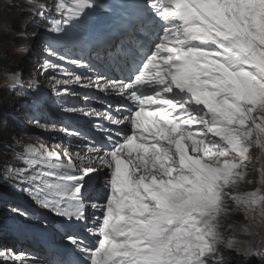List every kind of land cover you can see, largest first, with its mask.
Returning a JSON list of instances; mask_svg holds the SVG:
<instances>
[{
	"label": "snow or ice",
	"instance_id": "snow-or-ice-1",
	"mask_svg": "<svg viewBox=\"0 0 264 264\" xmlns=\"http://www.w3.org/2000/svg\"><path fill=\"white\" fill-rule=\"evenodd\" d=\"M102 9L98 0H45L29 13L47 26L49 57L64 60L58 49L72 45L123 65L115 79L41 65L68 77L50 78L57 96L78 85L122 101L104 112L64 108L102 117L99 138L62 128L78 142L24 145L10 173L66 227L84 230L64 232L75 259L61 264H225L226 251L264 262V0H143L107 17Z\"/></svg>",
	"mask_w": 264,
	"mask_h": 264
},
{
	"label": "rangeland",
	"instance_id": "rangeland-1",
	"mask_svg": "<svg viewBox=\"0 0 264 264\" xmlns=\"http://www.w3.org/2000/svg\"><path fill=\"white\" fill-rule=\"evenodd\" d=\"M36 0H0V60L7 61L8 63H12L16 65L18 73L22 76H26L28 74L34 73L37 80L39 81V77L42 76V73L38 72L41 69H38V62L36 61L37 49H35V40H32V32L33 30H26L21 33L14 32L11 29L14 22H19V18L24 19L23 14L27 13V8L33 6ZM28 19L23 20L24 26L28 27L29 24L33 21L31 15H27ZM34 24V21L32 22ZM33 49L36 51L33 52ZM40 52V49H38ZM19 66V67H17ZM7 74L5 71H0V132L2 133V139L0 140V182H5L6 180H10L12 182L11 190H7V195L11 197H22V200L27 201L29 200L26 193L20 191L13 183L11 171L14 169V160H16L17 156L22 152L23 147L20 151H16L15 149L8 146V141H15L16 143L27 145V144H34L39 145V141L36 140V132L40 130L36 125L33 123L27 122L23 119V131H27V134L23 135L19 130L14 131L15 136L10 137L9 123L3 122L4 116L6 115V110H13L14 109V100L11 94L7 93V89L5 88V78ZM49 80V78H48ZM47 80V81H48ZM15 96V95H14ZM5 101V99H7ZM16 117H19L18 114L14 113ZM8 136V137H7ZM9 138V139H7ZM13 144V143H12ZM17 145V144H14ZM9 150L10 153L6 152ZM258 178V173H257ZM245 190H250V186H243ZM2 190L0 189V192ZM6 210V209H4ZM7 212V213H6ZM3 215L0 214V217H5L8 220H18L17 214L11 210L6 211ZM229 222L241 223L242 217L233 215L229 218ZM240 238L247 239L242 234ZM230 255L235 257L234 253ZM259 261L261 259L258 257ZM231 264H242L238 261H234ZM264 264V262H263Z\"/></svg>",
	"mask_w": 264,
	"mask_h": 264
},
{
	"label": "trees",
	"instance_id": "trees-1",
	"mask_svg": "<svg viewBox=\"0 0 264 264\" xmlns=\"http://www.w3.org/2000/svg\"><path fill=\"white\" fill-rule=\"evenodd\" d=\"M19 22H20V24L17 23V22H14V24H12L13 27L11 29H13L14 32H20L21 30H23V28H22V19L21 18H19ZM17 67H19V66H17ZM14 69H17L16 65H13L12 63H8L7 61H1L0 60V71L13 73ZM7 100H8V98L5 99V101H7ZM9 128L13 129V130H10V131H12L10 133L11 134L10 137H12V136L14 137L16 135L15 132H14L15 131L14 128L13 127H9ZM2 139H5V138H2V133L0 132V140H2ZM7 139H9V138H7ZM226 253H228V254L225 255L226 256L225 258L227 260L225 262V264H231V261H232V263H234V261H238L239 260L238 258H234V256L230 255L231 253H229V252H226ZM243 264H263V262L257 260L256 258L249 257V258H247V260H245L243 262Z\"/></svg>",
	"mask_w": 264,
	"mask_h": 264
},
{
	"label": "bare ground",
	"instance_id": "bare-ground-1",
	"mask_svg": "<svg viewBox=\"0 0 264 264\" xmlns=\"http://www.w3.org/2000/svg\"><path fill=\"white\" fill-rule=\"evenodd\" d=\"M62 126H64V124Z\"/></svg>",
	"mask_w": 264,
	"mask_h": 264
}]
</instances>
